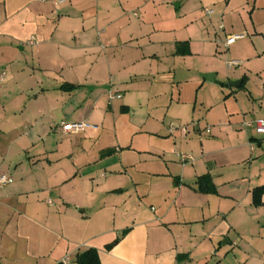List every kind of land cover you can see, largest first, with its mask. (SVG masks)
Wrapping results in <instances>:
<instances>
[{"label": "crops", "instance_id": "1", "mask_svg": "<svg viewBox=\"0 0 264 264\" xmlns=\"http://www.w3.org/2000/svg\"><path fill=\"white\" fill-rule=\"evenodd\" d=\"M1 74L0 264H264V0H0Z\"/></svg>", "mask_w": 264, "mask_h": 264}, {"label": "built area", "instance_id": "2", "mask_svg": "<svg viewBox=\"0 0 264 264\" xmlns=\"http://www.w3.org/2000/svg\"><path fill=\"white\" fill-rule=\"evenodd\" d=\"M207 15H211L212 11L206 9L204 11ZM237 39V37H226V41H225V47L230 46L235 40ZM34 44V40H30L28 42V45H33ZM238 65L237 62L231 61L227 63V67L231 68V67H236ZM4 78V74L0 75V81H2ZM121 96L120 95H116L113 93H109L108 94V99L110 101L115 100V99H120ZM246 127H251L250 124H245ZM86 128V126L84 124H66V123H61L59 126L55 127L56 131H58L59 133H61L62 135H76L80 132H83L84 129ZM255 128L257 131L258 135L264 136V119L261 120H257L255 121ZM170 134H173L175 131H179L182 136H185L187 133V127L186 126H181V127H171L169 129ZM206 133H209V129H206ZM178 159L182 164H186L188 162H191L193 159L192 157L185 155V154H179L178 155ZM9 179L1 176L0 177V188L3 187L4 185L8 184ZM70 257H66L64 258L59 264H70ZM182 264H191V262L189 261H184Z\"/></svg>", "mask_w": 264, "mask_h": 264}, {"label": "trees", "instance_id": "3", "mask_svg": "<svg viewBox=\"0 0 264 264\" xmlns=\"http://www.w3.org/2000/svg\"><path fill=\"white\" fill-rule=\"evenodd\" d=\"M200 187V183H199ZM207 192H213V188L210 187ZM264 193V190H259L257 194ZM256 194V193H255ZM255 197V204H258V200ZM76 264H100L98 253L95 250H88L83 254L76 257Z\"/></svg>", "mask_w": 264, "mask_h": 264}, {"label": "water", "instance_id": "4", "mask_svg": "<svg viewBox=\"0 0 264 264\" xmlns=\"http://www.w3.org/2000/svg\"><path fill=\"white\" fill-rule=\"evenodd\" d=\"M203 78L208 79L209 77L207 75H204ZM234 84H236V83H234ZM234 84L232 85L234 87L239 85V83H237L238 85H234Z\"/></svg>", "mask_w": 264, "mask_h": 264}]
</instances>
